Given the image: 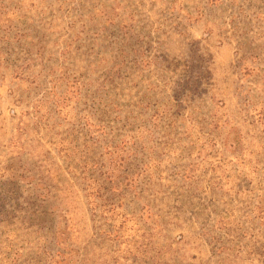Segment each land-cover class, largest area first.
<instances>
[{"label":"rangeland","instance_id":"374dc122","mask_svg":"<svg viewBox=\"0 0 264 264\" xmlns=\"http://www.w3.org/2000/svg\"><path fill=\"white\" fill-rule=\"evenodd\" d=\"M0 264H264V0H0Z\"/></svg>","mask_w":264,"mask_h":264}]
</instances>
